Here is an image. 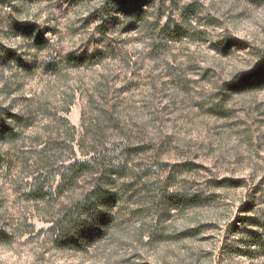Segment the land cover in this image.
<instances>
[{
	"label": "rangeland",
	"instance_id": "1",
	"mask_svg": "<svg viewBox=\"0 0 264 264\" xmlns=\"http://www.w3.org/2000/svg\"><path fill=\"white\" fill-rule=\"evenodd\" d=\"M127 2L0 0V264H264V0Z\"/></svg>",
	"mask_w": 264,
	"mask_h": 264
},
{
	"label": "trees",
	"instance_id": "2",
	"mask_svg": "<svg viewBox=\"0 0 264 264\" xmlns=\"http://www.w3.org/2000/svg\"><path fill=\"white\" fill-rule=\"evenodd\" d=\"M119 5L122 7V9H125L123 11H126L128 2L127 0H119ZM241 80L243 81L244 78H241ZM233 87L238 88L237 86ZM2 125L3 123L0 122V133L3 128ZM105 201H108L107 191L104 190L100 185L96 186V188L91 191L89 200H86L81 204L80 209L77 211V213H75L71 217L68 216L66 218V226L64 229H62L63 236L69 237L70 235H72L73 230L82 231L85 226H93L94 223L97 222L96 213L98 212L100 205H104Z\"/></svg>",
	"mask_w": 264,
	"mask_h": 264
}]
</instances>
